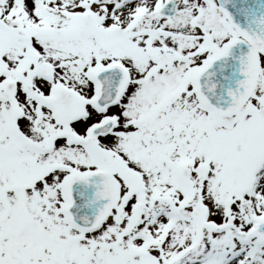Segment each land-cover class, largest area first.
Here are the masks:
<instances>
[{"label":"snow or ice","instance_id":"snow-or-ice-1","mask_svg":"<svg viewBox=\"0 0 264 264\" xmlns=\"http://www.w3.org/2000/svg\"><path fill=\"white\" fill-rule=\"evenodd\" d=\"M0 264H264V0H0Z\"/></svg>","mask_w":264,"mask_h":264}]
</instances>
